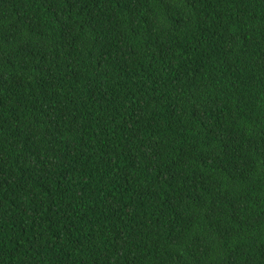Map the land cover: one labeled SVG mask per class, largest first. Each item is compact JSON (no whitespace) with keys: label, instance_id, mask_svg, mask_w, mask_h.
<instances>
[{"label":"trees","instance_id":"trees-1","mask_svg":"<svg viewBox=\"0 0 264 264\" xmlns=\"http://www.w3.org/2000/svg\"><path fill=\"white\" fill-rule=\"evenodd\" d=\"M0 264H264V0H0Z\"/></svg>","mask_w":264,"mask_h":264}]
</instances>
